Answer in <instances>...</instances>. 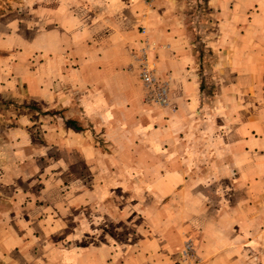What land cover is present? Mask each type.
<instances>
[{"label": "rangeland", "instance_id": "1", "mask_svg": "<svg viewBox=\"0 0 264 264\" xmlns=\"http://www.w3.org/2000/svg\"><path fill=\"white\" fill-rule=\"evenodd\" d=\"M114 1L0 0V75L12 89L0 93V264H125L142 253L153 264H199L184 257L187 242L206 264L190 220L201 195L222 213L209 237L235 264H264V0H118L143 16L169 7L194 59L197 106L185 127H166L175 156L152 154L171 146L157 124L154 138L132 142L118 139L132 124L107 133L83 108L70 116L37 100V31L52 29L67 3L91 17ZM138 29L153 48L148 27ZM157 108L148 112L168 114ZM166 159L178 171H165ZM183 180L190 186H169Z\"/></svg>", "mask_w": 264, "mask_h": 264}, {"label": "crops", "instance_id": "2", "mask_svg": "<svg viewBox=\"0 0 264 264\" xmlns=\"http://www.w3.org/2000/svg\"><path fill=\"white\" fill-rule=\"evenodd\" d=\"M115 1L116 3L105 5L106 14H94L91 17L86 13L87 5L82 12L77 13L71 10L73 3H67L65 8L58 9L60 14H54L52 29L43 28L37 31L34 43L39 70L37 100L46 101L52 98L53 107L69 108L70 116L78 114L83 108L84 116L95 124L117 125L115 128L110 126V129H106L107 133L118 130L122 134L123 123L132 124L134 126L131 125L128 133L118 137L133 140L132 142L154 138L152 136L155 133L151 129L157 132L155 126H152L157 124L159 129H164L167 133L165 137H160V141L171 145L175 136L170 134L172 132L168 133L166 127L168 130L173 126L185 127L197 106L198 85L194 80L192 65L194 59L189 49L180 48V44H185V41L176 31L177 24L169 7L165 12L152 9L143 16V10L138 11L139 9L130 6L121 9L118 0ZM53 6L54 12H57V5ZM124 11H128L127 14H124ZM142 24L148 27L150 37L155 38L154 51H148V54L155 58L157 75L168 82V114L164 115L168 118L155 117L157 106L144 102L145 90L137 76V58L146 46L142 42L144 36L138 29ZM3 39L0 38V47L6 43ZM3 62L4 65L7 64V61ZM2 74L4 75H0V93L6 95L12 89L9 87L10 81L5 71ZM149 108H153L155 114L151 115ZM98 112L100 115L97 117L95 113ZM120 123L122 127L118 126ZM72 133L76 134L74 131ZM149 144L151 146L152 142ZM126 145L129 146L128 143ZM154 146L152 145V148ZM249 150L251 154L252 148ZM152 154L175 156V148L171 145L165 148L164 152L154 151ZM159 165H154L153 169L163 170L161 166L164 165L165 171H178V168L168 169V159ZM190 184L191 182L188 184L183 180L180 184L169 186L174 187L173 189L179 186L186 188ZM204 199V195H201L200 211L190 219L193 222L192 227L195 228L192 234L197 239L194 241L197 252L206 264H235L229 251L225 250V247L222 249L213 239L217 232V228L215 230L213 227L217 226L222 213L215 211L213 207L207 208ZM227 214L228 211L225 215ZM231 231H226L224 236L235 235V230ZM209 234L213 238L209 237ZM219 241L227 244L229 240ZM142 254H134L136 259L132 258L128 262L125 260V264L130 261L133 264H153L151 256L145 259L146 253Z\"/></svg>", "mask_w": 264, "mask_h": 264}, {"label": "built area", "instance_id": "3", "mask_svg": "<svg viewBox=\"0 0 264 264\" xmlns=\"http://www.w3.org/2000/svg\"><path fill=\"white\" fill-rule=\"evenodd\" d=\"M142 32L143 34H146L145 29H143ZM145 45V48L140 51L137 58L139 78L145 90L144 102L149 105L165 108L169 104L168 82L158 77L155 58L148 54V51L151 52L153 48L149 49L150 46L147 43V40L145 41ZM183 255L184 257L194 259L201 264L193 243L187 242L185 244Z\"/></svg>", "mask_w": 264, "mask_h": 264}, {"label": "trees", "instance_id": "4", "mask_svg": "<svg viewBox=\"0 0 264 264\" xmlns=\"http://www.w3.org/2000/svg\"><path fill=\"white\" fill-rule=\"evenodd\" d=\"M67 126L71 129L75 130L76 132L80 131V128L78 126H76V124L73 120H68Z\"/></svg>", "mask_w": 264, "mask_h": 264}]
</instances>
